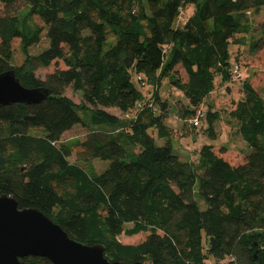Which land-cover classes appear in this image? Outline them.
Here are the masks:
<instances>
[{
    "label": "trees",
    "instance_id": "16d2710c",
    "mask_svg": "<svg viewBox=\"0 0 264 264\" xmlns=\"http://www.w3.org/2000/svg\"><path fill=\"white\" fill-rule=\"evenodd\" d=\"M188 4L193 13L182 19ZM263 5L0 0V72L13 68L22 85L49 90L38 104L0 106V194L38 208L75 240L102 243L112 260L264 264V98L242 79V95L228 112L250 150L240 161L224 156L227 146L215 150L204 143L193 162L174 152L168 104L158 90L168 77L186 99L182 118L193 116L217 77H231L232 43H248L252 52L264 48V21L253 28L249 15ZM43 37L47 47L32 53ZM15 38L24 55L20 63ZM59 60L64 68L36 75ZM69 85L81 92L80 103L65 94ZM205 113L204 132L215 136L219 114L211 104ZM76 124L87 129L85 137L62 141ZM73 151L76 162L69 160ZM93 158L109 160L107 168L96 173L78 163ZM122 232L149 233L123 243ZM23 259L51 264L42 256Z\"/></svg>",
    "mask_w": 264,
    "mask_h": 264
},
{
    "label": "rangeland",
    "instance_id": "374dc122",
    "mask_svg": "<svg viewBox=\"0 0 264 264\" xmlns=\"http://www.w3.org/2000/svg\"><path fill=\"white\" fill-rule=\"evenodd\" d=\"M193 10L194 5L188 4L183 9L182 12L184 13L182 14H184L183 16L186 17L192 14ZM249 15L253 28H256L260 22L264 21V5L257 13H250ZM37 21L40 22L38 19ZM251 34L257 36L255 33ZM251 34L247 35L248 39H251ZM47 45V39L46 37H43L37 45L30 47V51L32 53H36L41 49L46 48ZM109 45L110 42L107 41L105 48H107ZM12 46L15 56V63H20L24 55L20 50L18 38L13 40ZM231 49L233 52L230 56V62L233 64V66L235 64L239 66L241 76L238 79L231 76L228 81H223L219 76L217 77L214 90L205 98L201 105V109L204 112L200 117L199 126H194L189 122H186V120L190 117L185 119L182 118L181 112L183 107L185 105L187 106L185 101L186 99L184 98L183 94L178 93L176 89L172 88V84L170 83V79L168 77L164 78L163 83H161L158 89L161 98L165 99L168 104L166 121L173 127L174 130L172 132L173 145L176 147L174 148V152L178 153L177 150H179L181 153L180 157L182 159L188 158L193 162H197L199 158L198 148L204 143L213 144L215 150H218L222 146H227L228 150L224 153V156L233 163L240 161L244 152L246 154L250 151L247 144L237 132L235 122L229 116L228 112L236 99L240 98L242 95L241 82L245 77L250 80L251 84L264 98V48L252 52L248 47V43L245 45L232 43ZM179 67L181 66L179 65ZM56 68H64L63 62L60 60L55 62L53 61L48 67H40L36 71V75L43 78L47 73L52 72ZM178 75L183 80H186L187 78L184 69L181 71L178 70ZM133 78L136 84L139 86V82L136 79L135 73L133 74ZM65 94L76 103H80L82 101L81 92L79 90L73 89L70 85L66 87ZM209 104H211L212 109L217 111L219 114V118L214 124V130L217 133L215 136L204 132L205 127L208 126L205 109H207ZM108 110L120 114L115 108H108ZM126 115L129 116L128 114ZM86 133L87 129L85 127L80 124H76L62 134L61 140H82ZM69 160L71 162L77 161L74 151L69 156ZM78 163L90 171L92 170L96 173H100L107 168L109 160L93 158L86 162L78 161ZM195 188L196 190L198 188V179ZM198 200L201 203V207L205 208L206 205L203 203V201L200 198H198ZM126 226H130V224H127ZM148 233L149 232H139L133 235H127L122 232L119 234L118 238L123 243H137L143 240L148 235Z\"/></svg>",
    "mask_w": 264,
    "mask_h": 264
},
{
    "label": "water",
    "instance_id": "95a60500",
    "mask_svg": "<svg viewBox=\"0 0 264 264\" xmlns=\"http://www.w3.org/2000/svg\"><path fill=\"white\" fill-rule=\"evenodd\" d=\"M46 87L22 85L13 68L0 72V106L38 104ZM26 256L46 257L51 264H161L134 260L125 263L105 255L102 243H83L36 207H20L17 200L0 194V264H29Z\"/></svg>",
    "mask_w": 264,
    "mask_h": 264
},
{
    "label": "built area",
    "instance_id": "2783aa9c",
    "mask_svg": "<svg viewBox=\"0 0 264 264\" xmlns=\"http://www.w3.org/2000/svg\"><path fill=\"white\" fill-rule=\"evenodd\" d=\"M230 72H231V76L233 78H240V71H239V66L237 64H235L234 66H232L230 68ZM203 114V110L201 109V107L197 108L195 114L188 118L186 121L189 122L190 124L194 125V126H199L200 124V117Z\"/></svg>",
    "mask_w": 264,
    "mask_h": 264
},
{
    "label": "crops",
    "instance_id": "0c3cea01",
    "mask_svg": "<svg viewBox=\"0 0 264 264\" xmlns=\"http://www.w3.org/2000/svg\"><path fill=\"white\" fill-rule=\"evenodd\" d=\"M183 13H184V12H183ZM183 15H184V14H183ZM183 15H182V17H181L182 19L185 18V16H183ZM190 15H191V14H190ZM188 16H189V15H188ZM176 67H177V69H178L179 71H181V70L183 69V68L179 67V65H177ZM162 83H163V82H162ZM172 88L176 89L174 86H172ZM176 91H178V93L183 94L180 90H177V89H176ZM211 93H212V92H211ZM211 93H210V94H211ZM160 96H161V95H160ZM169 125H170V124H169ZM170 126H171V125H170ZM171 127H172V126H171ZM173 146H174V145H173ZM174 148H176V147L174 146ZM177 152L181 155V153H180L179 150H177Z\"/></svg>",
    "mask_w": 264,
    "mask_h": 264
}]
</instances>
